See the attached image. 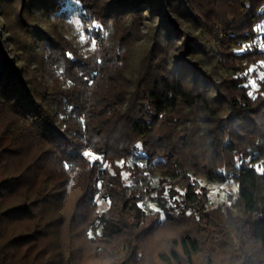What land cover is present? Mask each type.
<instances>
[{"label":"rangeland","instance_id":"1","mask_svg":"<svg viewBox=\"0 0 264 264\" xmlns=\"http://www.w3.org/2000/svg\"><path fill=\"white\" fill-rule=\"evenodd\" d=\"M95 1L94 8L84 9L88 1L58 0L57 9L34 10L36 15L31 20L21 21L20 0H5L0 5V37L10 57L27 58L30 68L39 73L50 65L46 58L50 46L61 39L70 50V65L79 59L97 60L99 64L107 61L117 67L123 89L133 93L135 85L147 82L152 73L173 70L175 65L195 69H186L183 75L199 83L193 82L192 92L201 97L194 96L193 105L182 100L176 109L162 114L146 148L141 141L136 143L146 150L137 151L149 158L145 170L128 159L130 153L102 157L86 150L93 153L91 160L100 157L99 169L107 172L106 178L119 173L130 186L135 185V178L140 179L142 234L130 264H163L157 254L168 252L172 240L182 235L197 238L200 249L188 262L175 246L180 264H253V259L242 251L244 247L255 250V244L245 223L233 171L241 161L249 163L250 156L257 154L256 146L264 142V81L260 79L264 75V49L260 47L264 45V0H196L205 21L187 23L170 14L180 29L170 40H166L167 31L161 27L162 17L153 16L146 5L140 12L123 14L103 9L106 0ZM92 23L101 27L88 34L85 29ZM185 32L188 41L183 39ZM81 34L86 36L84 42L79 39ZM9 38L11 44L5 42ZM94 38L97 47L92 49L90 41ZM25 43L27 47H23ZM56 59L52 58L51 69L58 74L62 66ZM249 68L253 69L251 73ZM253 80L256 85L248 86ZM54 83L49 82L52 86ZM243 94L252 104L246 112L229 103L232 97L243 102ZM121 133L116 132L115 137ZM147 151L153 154L152 162ZM121 160L125 161L123 166ZM252 165L263 172L264 158ZM135 169L142 170V175L134 174ZM212 171L225 174L226 179L209 178ZM187 184L198 195L196 204L185 201ZM71 185L78 195L80 182ZM97 200L103 207V200ZM54 202L53 207L63 217L71 210L64 200L57 198ZM95 230L88 228L78 243L81 262L124 264L130 252L125 237L101 236L99 225ZM64 239L62 234L58 242Z\"/></svg>","mask_w":264,"mask_h":264},{"label":"trees","instance_id":"2","mask_svg":"<svg viewBox=\"0 0 264 264\" xmlns=\"http://www.w3.org/2000/svg\"><path fill=\"white\" fill-rule=\"evenodd\" d=\"M84 1L89 3L84 9L96 5L95 0ZM3 3L5 0H0V5ZM104 5L105 10L123 14L140 12L146 5L153 16L162 17L166 40L180 31L170 14L187 23L206 19L196 0H106ZM51 7L57 9L58 0H20V20H31L34 10L48 11ZM182 36L190 39L186 32ZM3 40L0 37V264H86L80 260L78 243L88 228L95 232L97 225L101 236L125 237L130 252L123 263L130 264L142 234L140 179L135 178V185L130 186L119 173L106 178L107 172L99 169L101 163L82 154L91 149L102 157H119L146 151L136 143L141 141L146 148L162 114L176 109L182 100L193 105L194 96L201 97L192 92L193 82L199 83L183 75L184 70L195 69L175 65L173 70L152 73L147 82L135 85L133 93L123 89L117 67L107 61L99 64L79 59L70 65V50L61 39L50 46L46 57L50 65L41 73L30 68L27 58L10 57ZM22 45L27 47L28 43ZM51 57L62 66L58 74L51 69ZM52 81L54 86L49 84ZM240 99L243 102L230 98L231 107L242 112L252 109L244 94ZM121 131L116 138L115 133ZM254 151L257 154L250 156L251 161H241L233 175L255 244V250L244 247L242 251L253 264H264V171L252 165L264 158V142ZM147 153L152 162L153 154ZM135 170L134 174L142 175V170ZM209 178L224 181L226 176L212 171ZM77 181L81 186L78 195L71 185ZM183 194L185 201L198 202L192 185L187 184ZM57 198L71 209L65 211V217L53 207ZM97 198L103 200V207ZM62 234L65 239L59 243ZM171 244L168 252L157 254L163 264L181 263L175 246L188 262L200 249L199 240L189 235L173 239Z\"/></svg>","mask_w":264,"mask_h":264},{"label":"snow or ice","instance_id":"3","mask_svg":"<svg viewBox=\"0 0 264 264\" xmlns=\"http://www.w3.org/2000/svg\"><path fill=\"white\" fill-rule=\"evenodd\" d=\"M79 22H80V21H77V23H79ZM100 27H101L100 24H98V23H92L91 27L85 29V32L88 33V34H91V33L94 32V30L99 29ZM97 38H98V37H97ZM79 39H80L81 42H84L85 39H86L85 34H81L80 37H79ZM90 42H91V48H92V49H95V48L97 47V39H95V38H94V39H91ZM260 47H261V49H264V45H261ZM252 71H253L252 68H249V69H248V72H249V73H251ZM260 79H261L262 81H264V75H262V76L260 77ZM256 83H257V82H256L255 80L250 81L248 86H255ZM248 95H249V96H252V93L249 92ZM253 99H255L254 96H253ZM136 147L139 148L140 145L138 144V145H136ZM82 156H83L84 158H86V157H92V156H93V153L90 152V151H83ZM94 159H95V160H99L100 157H95ZM120 164H121V166H123V165L125 164V161L121 160V161H120ZM140 166L143 167V165H140ZM65 167H68V165L65 164ZM124 175L127 176L128 173H125ZM167 194H168V190L165 189V195H167ZM177 199H178V197H177ZM97 202L99 203V201H97ZM157 211H159V209H157ZM161 219H163V217H161ZM89 235H91V233H89Z\"/></svg>","mask_w":264,"mask_h":264},{"label":"built area","instance_id":"4","mask_svg":"<svg viewBox=\"0 0 264 264\" xmlns=\"http://www.w3.org/2000/svg\"><path fill=\"white\" fill-rule=\"evenodd\" d=\"M127 157L133 164L140 167L141 169L145 170L147 168L149 158H147V156L144 155L143 153L136 151L130 153ZM247 160L248 158H246V161ZM140 165H143V167H141Z\"/></svg>","mask_w":264,"mask_h":264}]
</instances>
